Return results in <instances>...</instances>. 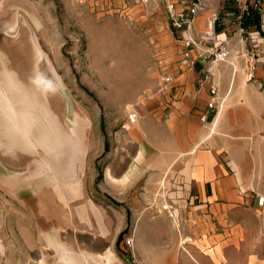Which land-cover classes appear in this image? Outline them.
Listing matches in <instances>:
<instances>
[{"label": "rangeland", "instance_id": "1", "mask_svg": "<svg viewBox=\"0 0 264 264\" xmlns=\"http://www.w3.org/2000/svg\"><path fill=\"white\" fill-rule=\"evenodd\" d=\"M172 1L0 0V264H151L176 239L148 100Z\"/></svg>", "mask_w": 264, "mask_h": 264}, {"label": "crops", "instance_id": "2", "mask_svg": "<svg viewBox=\"0 0 264 264\" xmlns=\"http://www.w3.org/2000/svg\"><path fill=\"white\" fill-rule=\"evenodd\" d=\"M234 11L232 0H211L191 29L166 34L162 46V76L172 81L162 90L157 78L148 100L171 141L166 171L178 234L151 264H264V56L248 55ZM214 13L229 61L203 62L195 50L186 57L183 38L208 32ZM247 26L256 30L258 21Z\"/></svg>", "mask_w": 264, "mask_h": 264}, {"label": "built area", "instance_id": "3", "mask_svg": "<svg viewBox=\"0 0 264 264\" xmlns=\"http://www.w3.org/2000/svg\"><path fill=\"white\" fill-rule=\"evenodd\" d=\"M211 0H180L183 5L181 11H177L174 4L170 5V18L173 27L177 31H186L192 28L195 19L202 13L207 3ZM234 5L233 23L238 26L237 33L242 37L247 46V53L253 59H257L259 55L264 56V0H232ZM219 17L213 14L208 21V32L197 33L183 38L185 56L191 55L195 50L200 60L203 62L221 63L228 62L230 58V50L228 48V40L222 39L215 32L216 23ZM258 21V28L251 30L247 26L250 20ZM172 79L169 76H162L161 89L165 90ZM214 101L209 104V109L214 108L217 90L212 89ZM131 121L135 122V117L131 116ZM264 198L258 199V205H263Z\"/></svg>", "mask_w": 264, "mask_h": 264}, {"label": "bare ground", "instance_id": "4", "mask_svg": "<svg viewBox=\"0 0 264 264\" xmlns=\"http://www.w3.org/2000/svg\"><path fill=\"white\" fill-rule=\"evenodd\" d=\"M160 46H163V44L160 43ZM67 155V154H66Z\"/></svg>", "mask_w": 264, "mask_h": 264}]
</instances>
